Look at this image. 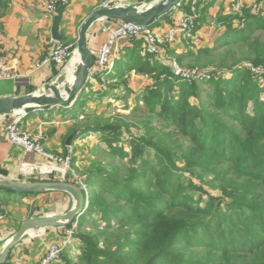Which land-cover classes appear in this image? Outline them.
Masks as SVG:
<instances>
[{
    "label": "trees",
    "instance_id": "obj_1",
    "mask_svg": "<svg viewBox=\"0 0 264 264\" xmlns=\"http://www.w3.org/2000/svg\"><path fill=\"white\" fill-rule=\"evenodd\" d=\"M229 22H222L228 25L222 39H231L236 31ZM256 30L264 31V19L248 20L236 36L245 37ZM139 47L125 56L126 60L117 62L114 78L123 79L127 71L152 76L162 70L164 80L158 78L148 88L144 105L149 114L188 142L168 145L150 133L136 136L132 130L122 131L121 126L101 128L108 150L139 163L137 169L142 172L124 183L108 175L104 180L91 181L115 200L93 196L79 225L104 211L105 206L123 204L118 214L105 210L107 228H118L113 243L106 242L102 248L94 238L78 236L85 247L83 264H264V100L254 80L257 76L245 69L222 68L223 72L231 70L233 78L225 81L212 77L203 83L213 89L205 101L198 84L171 81L170 69L153 64L151 56H143ZM210 52L206 49L198 56ZM252 61L255 66H264V49ZM177 92L179 99L175 100L173 94ZM85 97L83 92L75 102L76 113ZM191 97L198 104H191ZM250 106L253 114L248 112ZM124 133L131 134L130 152L119 146ZM175 135L174 131L170 138ZM146 147L155 148L157 154L146 155ZM190 158L193 161L187 164ZM180 164H187L184 172L190 180L186 182L177 174ZM191 165L197 170L189 171ZM142 184L152 190L150 196L136 188ZM203 184L217 190L216 195L204 190ZM194 193H199L198 198Z\"/></svg>",
    "mask_w": 264,
    "mask_h": 264
},
{
    "label": "rangeland",
    "instance_id": "obj_2",
    "mask_svg": "<svg viewBox=\"0 0 264 264\" xmlns=\"http://www.w3.org/2000/svg\"><path fill=\"white\" fill-rule=\"evenodd\" d=\"M6 1L7 0H2L0 7ZM161 1L163 0H126L124 5H126V7L137 5L134 7L144 9L148 7L142 6L144 4L151 5L152 3ZM204 3L206 5H203ZM105 4L107 6L115 5L114 3H111L110 0ZM203 4H200L195 9L198 16L195 28L185 34L178 35L171 44L162 45L161 55L151 56L152 63L161 64L162 69L169 68L171 73L173 71V65L176 64L179 69L192 74H200V72L210 71L214 72V70L224 71L222 68L244 70L245 66H253L254 62L252 60H254V57L260 52V49H264V31L256 30L252 34L248 33L245 37L243 35L241 38H238L236 35L237 30L244 29L245 23H247L248 20L249 22H257L258 20L260 21L264 19V0H206ZM203 6H205V9H203ZM185 7H188V5L184 6V8L178 12L184 14L182 15V18L188 15L186 14ZM211 7H213L212 10ZM201 10L204 11L203 18ZM212 13H214L215 16H213ZM176 14L173 13L172 15L174 16L172 18L169 15L167 20L169 21L167 24H171L172 21L174 22L170 27L171 30L178 29V24L181 18H177ZM225 19L230 20L229 23H231L232 29H236L232 37H229L231 39H222V36L228 32V25L222 23ZM180 41H185L184 46H182L183 44L180 43ZM232 41L236 42L233 43ZM63 43L73 44L77 49V42ZM168 46L170 47L168 48ZM206 49H211V52L199 57L198 53ZM177 50H184V52L179 53ZM116 56L117 59H119L118 49L116 50ZM75 61L76 55L70 62L69 66L63 70L62 73L64 75H62L59 80L58 86H62L66 82V78H68V74ZM258 67L264 70L263 65H259ZM230 71L231 70H225V76L222 77V80L226 81L233 78ZM162 73L163 71L161 70L156 75L147 76L144 74H138L136 71H127L124 73L123 79H119L117 83H112V87H102V90L99 89V84L92 86L91 83H88L83 91L86 95L84 105L80 112H75L74 114L73 111L72 114L74 115L68 123L67 138L69 139L72 137L71 146H69L70 148H67L70 153L67 151L65 154H55L44 149L48 153L59 157L70 155L72 160L70 170H68V174L64 176V178L67 182H75L77 181V178L81 179L88 187L89 200L93 196L97 197L100 195L106 199L105 201L109 200V202H112L115 200L113 197H106L101 191L102 189H100L99 184L91 181L104 180L105 175H108L117 178L124 183L126 181L128 182L132 175H137L138 172H142L141 169H137V167L141 166L139 163L133 164L129 162V160L120 155L113 154L108 150L107 144L102 141L104 132L101 128H106V126H121L124 128L122 131L127 132L128 130H132V133L136 136H143L150 133V136L155 138V140L163 139L168 145L171 143L185 144L188 142V140L179 135L176 130H174L176 137L170 138V135L174 132L173 128H168L166 123L158 118L155 119L149 114L148 106L144 105L143 98L146 96L148 88L153 87L158 78L164 80L165 73ZM112 74H115V71H113ZM110 76H107L105 83H108L107 80ZM198 76L199 75L196 77ZM171 77H173V74ZM176 77L177 76H175V78ZM263 78V76H257L254 79L258 82L261 88L262 100H264ZM184 80L185 79H176L171 81L186 82L189 85L198 84L199 88H202L203 90L202 97L205 101H208L206 94L209 93L210 95L213 92L211 87L204 85L202 82H197V79L191 81ZM117 85H120L119 89H115ZM173 97L175 100H178L179 93L177 92L173 94ZM189 101L193 105L198 104L195 97H191ZM70 110H74V107H71ZM248 112L249 114H253L251 106L249 107ZM86 130L91 131L86 132ZM130 137L131 134L124 133L121 137V143L119 144V146H122L126 152H130ZM39 144L43 147L40 142ZM157 152L158 151L153 147L145 148L146 155L154 157ZM191 161H193L192 158L187 161V164ZM186 165L180 164L179 166L183 169L181 168V170L177 172V174L182 177V182L190 180L189 175L184 172ZM189 168V171L197 170L192 165ZM45 177L53 181L62 178L61 173L59 172H54ZM195 182L201 184L197 181ZM203 185L204 190L216 195L217 190L210 189L211 187L205 184ZM136 188L142 190L147 196L151 195L148 192H151L152 190L145 188L143 184ZM198 195L199 193H194L195 198H198ZM203 200H207L206 195H203ZM42 202H34L29 205V208L24 207L23 212H18L16 213V216L14 215L13 217L11 216L13 211H10L7 205H0V212L3 213L6 216V220H8L7 227H10L12 231H16L22 223L21 221H18V219H27L32 216L41 217L42 215H48L51 213L48 200L45 202L47 203V206L42 205ZM122 204L123 203L121 202H116L113 203L111 207L105 206L104 211L89 217L82 226L79 225L77 221L73 226L60 233L50 232L33 240V244L31 245L26 243V245H23L25 250L23 254H26L31 258L32 264H41V261L48 254L49 248L55 244L62 245L61 243H63L66 234L71 232V240L65 244V249L59 258L51 262V264H67L65 260L70 261L73 264H83L82 258H84L83 253L85 247L84 243L78 236L88 235L99 242L100 247L102 248H105L106 242L113 243V238H115L114 235L118 228H107L106 222L104 221V216L107 215L105 210L112 209L114 214H118L119 210H121ZM112 223L115 224V221L113 220ZM126 229L128 228H125V230ZM17 258L18 255L14 252L11 259Z\"/></svg>",
    "mask_w": 264,
    "mask_h": 264
},
{
    "label": "crops",
    "instance_id": "obj_3",
    "mask_svg": "<svg viewBox=\"0 0 264 264\" xmlns=\"http://www.w3.org/2000/svg\"><path fill=\"white\" fill-rule=\"evenodd\" d=\"M107 1L108 0H70L69 3L63 7V20L60 25V34L64 38L62 42H78L80 28L83 23L95 10L102 7ZM205 3L202 4L206 5ZM142 6L148 5L144 4ZM0 9V56L8 62L12 72L19 76L16 81H0V99L32 94L42 90L46 84L59 85L58 82L64 74L56 65L34 70L37 65L48 57L54 42L52 39L53 20L51 21L44 18L43 0H7L2 4ZM203 9H205V6H203ZM212 9L213 7H211V10ZM185 10L187 12L186 14H191L189 7H185ZM201 13L203 18L204 11L201 10ZM172 14L173 13H169L154 21V23H152L153 28H155L158 33L163 35L166 34L174 23L172 21L171 24H167L169 23V21H167L169 15L171 18L174 16ZM176 15L177 18H182L184 14L178 13ZM212 15L215 16L214 13H212ZM117 22L118 20L103 19L96 22L90 29L88 34V46L95 59L99 48L107 39V34L104 32L105 27L115 25ZM180 43L184 46L185 41H180ZM139 44L137 42H122L118 47L119 61L117 62L123 61L124 59L126 60L130 54L134 53L136 46H139ZM169 47L170 46H168V48ZM177 52L182 53L184 50H177ZM73 68L74 65L72 69ZM114 75H117L116 71ZM114 75L111 74L112 78L110 76L107 80L108 83L102 82L99 79L92 82L91 85L94 86L99 84L100 90H102V87H112V83L118 82V79L116 77L114 78ZM72 80H74V76L66 78V82H71ZM116 88L119 89L120 85H117L115 89ZM71 107H74V104L67 108L56 106L27 109L20 125L24 130L28 131L38 143L40 142L47 151L55 154H65L69 147L67 146L68 123L74 115L72 114L73 111L75 112V107L74 110H70ZM9 118H11V116L8 118L7 116H0V179L9 181L46 180L40 168V166L44 165L45 161L41 157L34 158L29 156L26 158L21 148L9 142L5 132V126L7 122H9ZM68 153L70 152L68 151ZM24 164L27 166H23ZM32 168L34 170L33 172L31 171ZM49 169L53 171L58 168L54 166L45 170ZM47 200L50 204L49 208L51 213L42 215L41 217L64 214L72 206L70 196L61 192L15 194L0 190V205H7L8 209L13 211L12 217L14 215L16 216L18 212H23L24 207L29 208V205L34 202L40 203L43 201L42 205L47 206V203H45ZM33 218H37V216L28 217L27 219H17L23 223ZM7 224L8 220L0 224V239L10 236L21 226L20 225L16 231H12L10 227H7ZM63 230L65 229H50L45 233L38 234L24 241L12 252L7 264H32L31 258L23 254L25 251L23 245H26V243L31 245L33 244V240L38 237L40 238L50 232L60 233ZM14 252L18 255L17 259H11Z\"/></svg>",
    "mask_w": 264,
    "mask_h": 264
},
{
    "label": "built area",
    "instance_id": "obj_4",
    "mask_svg": "<svg viewBox=\"0 0 264 264\" xmlns=\"http://www.w3.org/2000/svg\"><path fill=\"white\" fill-rule=\"evenodd\" d=\"M69 1L70 0H43L44 18L52 21L57 15L59 8L61 6H66ZM125 1L126 0H110L111 3L115 4L114 6H107L106 4L103 6L126 7V5H124ZM204 1L206 0L177 1L170 13L176 14L180 12L184 6L188 5L191 14L180 19L178 29L171 30L170 28V30L165 35L158 33L155 28H153L152 24L140 25L131 22L118 21L115 25L106 26L104 32L107 34V39L98 50L94 66L88 73L87 84L99 79L102 82H105L107 76L112 74L116 68V61L118 60L116 56V50L122 42L140 43L143 56H160L162 53V45L171 44L178 35L185 34L186 32L192 31L195 28L196 20L198 18L195 9ZM76 51L77 49L73 44H65L63 42L54 41L51 50L49 51L48 57L39 65H37L34 70H39L50 65H56L58 68H60V71L63 72V70H65L69 66L70 62L74 59ZM244 69L250 71L255 76L264 75V70L258 66H245ZM173 71V77H171L170 80L185 79L191 81L197 79V82L205 83L212 77L222 78L225 76V72L223 71H219L217 73L200 72V74L187 73L185 70L183 71L179 69L176 64L173 65ZM197 75L199 76L196 77ZM175 76L177 77L175 78ZM18 77L19 76L17 74L12 72L8 62L0 56V81H16ZM25 114V111H21L7 115V118L11 116V118H9V122H7L5 126V132L9 142L21 148L26 158L29 156L34 158L41 157L45 161L44 165L40 166L43 177L49 176L54 172H59L62 176L59 181H66L64 176L68 174V170H70V164L72 162L70 155L59 157L45 151L44 148L41 147V145L33 138V136L21 127L20 124ZM23 166L27 165L24 164ZM54 166H56L58 169L53 171L50 169L45 170ZM31 171H34L33 168ZM45 179L49 180L46 177ZM73 183L82 187L85 190L87 198H89L87 186L81 179L77 178V181ZM5 221L6 216L0 212V224ZM71 238L72 236L70 232L66 234V237L63 239V243H61L62 245H52L49 248L46 257L41 261V264H51V262L57 260L64 251L65 244H67Z\"/></svg>",
    "mask_w": 264,
    "mask_h": 264
},
{
    "label": "water",
    "instance_id": "obj_5",
    "mask_svg": "<svg viewBox=\"0 0 264 264\" xmlns=\"http://www.w3.org/2000/svg\"><path fill=\"white\" fill-rule=\"evenodd\" d=\"M177 1L179 0H163L152 3L144 9L134 6H103L95 10L80 28L77 50L81 55L82 63L74 71V80L65 82L62 86L46 84L42 90L25 96L0 99V116L26 111L30 108L40 109L56 106L67 108L72 106L83 94L88 82V73L95 63V57L88 46V34L96 22L111 19L149 25L169 14ZM62 20L63 6L59 8L57 15L53 18L52 39L55 42H62L64 39L60 34ZM71 140L72 137L67 140V146H71ZM0 190L15 194L61 192L70 196L72 200V206L66 213L29 219L23 222L16 232L8 237L1 238L0 264H6L15 248L33 236L45 233L50 229H66L73 226L89 205V198H87L85 190L73 182L59 180L9 181L0 179Z\"/></svg>",
    "mask_w": 264,
    "mask_h": 264
},
{
    "label": "bare ground",
    "instance_id": "obj_6",
    "mask_svg": "<svg viewBox=\"0 0 264 264\" xmlns=\"http://www.w3.org/2000/svg\"><path fill=\"white\" fill-rule=\"evenodd\" d=\"M75 55H76V61L74 62V68H73V69L71 70V72L68 74V77H69V78H71V77L74 76V71H75L76 67L82 63V61H81V55H80V53L78 52V50L76 51V54H75ZM71 82H72V81H71Z\"/></svg>",
    "mask_w": 264,
    "mask_h": 264
}]
</instances>
